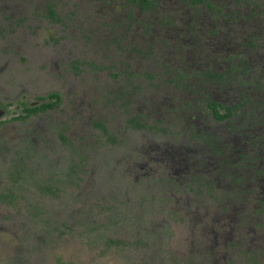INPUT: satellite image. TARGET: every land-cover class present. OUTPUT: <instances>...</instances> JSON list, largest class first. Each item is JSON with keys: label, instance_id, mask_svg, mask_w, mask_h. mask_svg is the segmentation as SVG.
<instances>
[{"label": "rangeland", "instance_id": "1", "mask_svg": "<svg viewBox=\"0 0 264 264\" xmlns=\"http://www.w3.org/2000/svg\"><path fill=\"white\" fill-rule=\"evenodd\" d=\"M147 1L0 0V264H264V0Z\"/></svg>", "mask_w": 264, "mask_h": 264}, {"label": "flooded vegetation", "instance_id": "2", "mask_svg": "<svg viewBox=\"0 0 264 264\" xmlns=\"http://www.w3.org/2000/svg\"><path fill=\"white\" fill-rule=\"evenodd\" d=\"M184 2V1H183ZM228 3V2H227ZM187 6V5H186ZM208 8H212V6H207ZM186 8H188V7H186ZM189 11H190V9H189ZM224 11V10H223ZM221 13V12H220ZM219 13V16L220 17H222V21L225 23L226 22V20H225V18H228L229 16H231V12H229V15H227V16H225L224 15V13H221L220 14ZM190 15H191V12H190ZM189 15V16H190ZM188 16V17H189ZM207 20V22H208V24L210 23V18L208 17H206V19H204V20H202L201 21V19H199V21L196 19V18H193V19H191L190 21H192V23H190L189 25H191V27L192 26H195L196 24H197V22H199V24H201L202 22H204V21H206ZM211 25V24H210ZM208 26V25H207ZM199 30H200V28H199ZM193 30L190 28V26L188 27V31H187V34L189 35V37H191V38H193V40H197L198 38H197V33H193V34H191L190 35V33L192 32ZM195 35H197V36H195ZM188 37V36H187ZM188 37V38H189ZM192 42V41H191ZM189 43V42H188ZM212 73L210 72L209 73V75H211ZM206 77V76H205ZM221 105V104H220ZM37 107H39V106H37ZM32 108H35V107H32ZM39 112V111H38ZM3 113V112H2ZM2 113H0V115L2 114ZM262 119H264L263 117H261ZM258 145L259 144H257L255 147H258ZM259 149H260V147H259ZM222 150V149H221ZM258 150V149H257ZM261 151H264V149H262ZM237 153V152H236ZM210 154V153H209ZM257 158V157H256ZM228 159V158H227ZM241 162L242 160H240V159H238V158H235V160H234V162H236V163H238V162ZM232 163V162H231ZM242 165H246L247 166V164L245 163V161H243V163H242ZM231 166H233V165H231ZM248 168H251V169H253V170H255V171H260V170H262V171H264V160L262 159V157L261 158H259L258 157V162H253V163H250L248 166H247ZM262 171H261V173H262ZM255 174V173H254ZM258 176H261V175H256V176H253V177H250V178H256V179H254V180H251L250 178H249V181H251V182H254L255 184H254V186H256V187H254V189H255V192L257 193L258 191H257V188H259L260 186L258 185L257 186V184L258 183H261V192H263L264 191V177H258ZM258 182V183H257ZM246 187H248L249 188V186L247 185ZM260 189V188H259ZM258 194V193H257ZM258 198H259V196H257ZM258 198H256L255 200H258ZM261 199V202H258L260 205L264 202V198L262 197V198H260ZM251 212V211H250ZM251 215H252V213H251ZM253 216V215H252ZM247 219H249V218H252V217H249V216H247L246 217ZM242 219H241V217H237V221L239 222V223H241L242 221H241Z\"/></svg>", "mask_w": 264, "mask_h": 264}, {"label": "trees", "instance_id": "3", "mask_svg": "<svg viewBox=\"0 0 264 264\" xmlns=\"http://www.w3.org/2000/svg\"><path fill=\"white\" fill-rule=\"evenodd\" d=\"M143 2H144L145 5L148 4L147 0H143ZM49 99L50 100L55 99V101L53 103L43 104V105H41L39 107H35V108L28 107L26 104H24L23 112L25 113V116H29L30 114H35L38 111H43V110H45L47 108H52V107L56 106L58 104L59 100H60V96L58 94H52V95L49 96ZM208 107L212 110L213 115H214V117H215V119L217 121L227 120L233 114L232 111L229 108H226V112L224 114H220L219 113L220 109H224V107H223L222 104L220 105L214 100H210V102L208 103ZM261 208H263V207H261Z\"/></svg>", "mask_w": 264, "mask_h": 264}]
</instances>
